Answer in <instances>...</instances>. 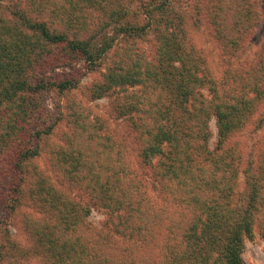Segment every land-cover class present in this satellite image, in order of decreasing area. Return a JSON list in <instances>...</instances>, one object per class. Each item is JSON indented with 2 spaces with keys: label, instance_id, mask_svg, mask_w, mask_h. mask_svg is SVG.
Wrapping results in <instances>:
<instances>
[{
  "label": "trees",
  "instance_id": "obj_1",
  "mask_svg": "<svg viewBox=\"0 0 264 264\" xmlns=\"http://www.w3.org/2000/svg\"><path fill=\"white\" fill-rule=\"evenodd\" d=\"M222 1L209 14L213 26L219 31L226 25L244 36L255 18V3ZM23 3L10 13L0 10V125L16 133V146L8 149L13 156L7 171L8 211L27 196L46 217L25 218L35 250L45 253L42 264H243L246 237H253L256 221L264 222V166L250 174L246 201L236 208L241 190L226 144L244 121V111L264 100V52L253 77L220 86L201 53L186 49L174 29L186 7L180 0ZM112 24L125 39L156 31L152 58L131 44L121 52L125 63L112 66L91 89L94 98L108 91L115 95L114 109L127 122L138 162L127 154L117 163L116 143L98 131L76 101L67 114L71 131L50 151L53 167L106 209L105 229H98L86 222L90 208L65 196L34 165L41 140L51 146L60 119L45 131L38 129L43 110L33 108V97L55 88L76 89L74 74L53 81L47 71L72 66L77 58L98 64L115 39L103 34ZM226 39L223 45L230 51ZM212 116L218 127L213 149ZM3 149L0 143L1 156ZM3 219L0 234L8 241Z\"/></svg>",
  "mask_w": 264,
  "mask_h": 264
},
{
  "label": "rangeland",
  "instance_id": "obj_2",
  "mask_svg": "<svg viewBox=\"0 0 264 264\" xmlns=\"http://www.w3.org/2000/svg\"><path fill=\"white\" fill-rule=\"evenodd\" d=\"M26 1L0 0V10L2 9L4 13H10L17 8L16 4L26 3ZM252 1L256 6V15L253 16L255 18L250 19L252 24L247 33L241 36L238 34L240 30L237 33L232 32L224 25L222 29L225 32L223 30L217 31L213 26L209 14L219 4L222 5L223 1L180 0V4L186 7L182 12L183 15L174 23V29L181 35V38H184L186 49L193 48L201 53L211 76L220 86L224 84L232 85L234 81L237 82L236 85H240L253 77L250 75H254L255 67L259 64L261 55L264 52V0ZM23 8L26 9L27 6H23ZM92 11L94 9L89 12L93 14ZM173 16L175 17L177 14H173ZM114 25L112 24L103 31V34L108 33L109 37L114 36L115 39L111 48L98 61V64L91 65L85 60L77 58L73 60L72 66L62 65L50 68L47 71L49 78L53 81H62L67 77V74H74L72 79L79 80L76 89L60 91L55 88L41 91L33 97L34 102L37 103L33 108L43 110L44 121L37 124L38 129L45 131V128L51 126L55 119H60L50 137L51 146L47 145L46 141L48 139L41 140L40 156L35 158L34 165H37L43 171L44 176L49 177L51 181L58 185L65 196L90 208L86 222L88 226L93 225L98 229H105L106 209L97 204L90 192L68 181L57 168L53 167L50 151H53L54 145L59 146L63 143L64 134L71 131L72 127L67 114L69 115L71 104L76 101L80 104L85 115H89L98 131L107 133L112 141L116 143L117 153H114L113 156L117 163L125 160L127 154L132 156L135 164L138 162L139 151L133 136L129 132L127 122L117 115L114 109L115 95L108 91L101 97L94 98L91 89L95 83L104 78L105 73L112 66H115L116 63L120 65L125 63L122 60L121 52L131 44L134 48L137 46L138 50L144 52L146 57L152 58L155 55L154 37L156 31L150 30L143 36L125 39L122 35H118L115 30L113 31ZM93 28H97V26H93ZM90 30H92V27H90ZM234 33L236 35H232ZM232 36L235 38L233 43H230ZM226 37L228 44H230V51H226L223 45L227 44L224 40ZM203 91L209 95L207 89L204 88ZM29 110L31 112L32 107ZM244 113V121L226 144V147L232 148L233 162L238 171V183L241 190L238 201L235 203V207L238 209H240L242 202L246 201L247 196L245 195L248 194L247 185L250 183V174L253 175L256 171H260L261 166H264L261 165L264 161V100L260 101L252 111H244ZM29 125L36 128V124L29 123ZM209 125L211 130L209 146L213 149L218 141V127L214 116L211 117ZM61 131L63 132L60 133ZM15 137L14 128L0 125V143L4 148L3 155H0V219L7 220V229L9 230L8 241L3 239L0 234V264H42L45 253L42 250H35L34 240L29 234L25 218L27 214L46 218L45 214H42L27 196L21 197V203L20 205L16 204L15 211H12V213L8 211V205L12 204V197L9 194V192L12 193V189L8 185L10 177L7 176V171L10 167L11 158H13L11 156L12 152H9L8 149L16 146ZM109 151L111 153V150ZM225 156L227 155L224 153L223 157ZM26 180H28L27 175ZM151 193L160 200L158 192L151 190ZM260 201H264V199ZM260 201L258 204L261 203ZM263 226L264 222L261 224L260 221H256L253 237H246L245 248L241 255L243 264H264ZM88 243L90 244L91 241Z\"/></svg>",
  "mask_w": 264,
  "mask_h": 264
}]
</instances>
